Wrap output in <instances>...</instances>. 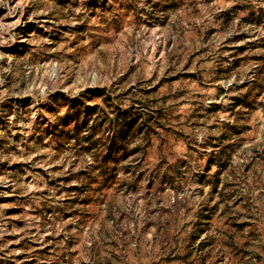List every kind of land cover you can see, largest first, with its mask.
I'll use <instances>...</instances> for the list:
<instances>
[{"label":"rangeland","instance_id":"rangeland-1","mask_svg":"<svg viewBox=\"0 0 264 264\" xmlns=\"http://www.w3.org/2000/svg\"><path fill=\"white\" fill-rule=\"evenodd\" d=\"M0 264H264V0H0Z\"/></svg>","mask_w":264,"mask_h":264}]
</instances>
